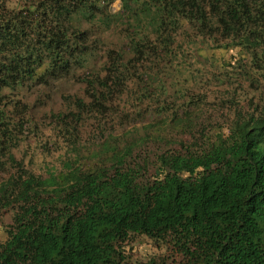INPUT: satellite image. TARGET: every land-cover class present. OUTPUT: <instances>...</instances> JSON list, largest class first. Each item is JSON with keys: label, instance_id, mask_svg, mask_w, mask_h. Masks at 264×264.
Here are the masks:
<instances>
[{"label": "trees", "instance_id": "obj_1", "mask_svg": "<svg viewBox=\"0 0 264 264\" xmlns=\"http://www.w3.org/2000/svg\"><path fill=\"white\" fill-rule=\"evenodd\" d=\"M114 1L0 0V98L6 88L87 65L101 41L91 29L107 32L125 16L146 26L153 52L169 55L176 30L196 23L217 35L216 47H239L250 69L264 74V0H119L115 13ZM145 41L134 42V57L143 59ZM113 52L106 50L112 61L124 60ZM5 109L0 171L17 173L0 182V215L13 212L0 264H168L134 258L137 236L166 246L176 264H264V105L238 107L227 132L160 153L150 175L147 163L131 162L133 142L89 169L75 153L46 176L35 174L11 152Z\"/></svg>", "mask_w": 264, "mask_h": 264}, {"label": "rangeland", "instance_id": "obj_2", "mask_svg": "<svg viewBox=\"0 0 264 264\" xmlns=\"http://www.w3.org/2000/svg\"><path fill=\"white\" fill-rule=\"evenodd\" d=\"M109 7L118 12L120 1ZM147 31L126 16L107 32L95 26L91 37L101 41L87 65L61 78L45 75V82L28 81L2 91L0 108L6 106L4 116L12 120L10 133L16 140L11 152L25 169L46 176L48 168L59 167L75 153L82 168L89 169L133 142L131 162L147 163L150 175L160 153L182 150L199 135L211 138L222 128L227 132L234 109L261 110L264 74L250 69L249 55L239 47H216L212 40L217 35L210 38L206 28L183 22L166 55L160 47L151 50ZM138 40L146 42L143 59L132 54ZM107 48H113L112 58L124 60L112 61ZM184 117L191 124L180 122ZM11 173H17L15 167L0 171V182ZM12 219V211L0 215V242ZM131 246L140 260L178 261L166 246L145 236H137Z\"/></svg>", "mask_w": 264, "mask_h": 264}]
</instances>
